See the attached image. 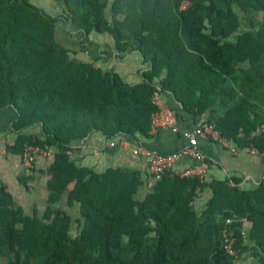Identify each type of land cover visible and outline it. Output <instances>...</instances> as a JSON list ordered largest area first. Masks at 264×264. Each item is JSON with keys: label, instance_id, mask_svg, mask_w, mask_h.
I'll return each instance as SVG.
<instances>
[{"label": "trees", "instance_id": "trees-1", "mask_svg": "<svg viewBox=\"0 0 264 264\" xmlns=\"http://www.w3.org/2000/svg\"><path fill=\"white\" fill-rule=\"evenodd\" d=\"M49 1L61 15L0 0V112L17 113L6 153L21 158L27 191L46 178L41 209L20 204L0 179V264H239L245 255L264 264V183L245 190L237 179L168 171L140 200V171L97 173L70 156L94 132L149 138L156 92L195 116L208 112L206 123L236 149L264 153V0ZM63 19L85 38L110 35L121 60L139 52L150 65L143 81L130 85L78 59L58 40ZM29 148L53 154L47 169L36 155L24 165ZM205 189L212 197L197 210Z\"/></svg>", "mask_w": 264, "mask_h": 264}, {"label": "crops", "instance_id": "crops-1", "mask_svg": "<svg viewBox=\"0 0 264 264\" xmlns=\"http://www.w3.org/2000/svg\"><path fill=\"white\" fill-rule=\"evenodd\" d=\"M72 30L74 29L68 25L67 31L60 30L57 37L64 46L77 52L78 59L93 63L104 71L116 73L130 85H137L143 81L141 73L149 70L150 65L144 63L139 52L129 53L121 60L118 58L114 40L110 35L92 34L89 38H85L84 35ZM158 93L163 105L175 113L178 133L169 129L152 128L149 138L140 137L137 140L121 136L114 140H107L100 133L94 132L86 140L73 145V150L70 153L72 160L79 166L87 167L97 173H102L111 167L140 171L144 186L140 189L138 198L143 200L151 193L154 181L147 170L146 158L140 148L165 155L178 153L189 145L183 134L195 133L201 124L206 123L209 119L208 112L203 116H195L184 111L172 93ZM16 118L17 113L12 107L0 112V179L8 184L14 197V191L19 194L26 193L29 197H33L35 193L37 197L42 196L46 178L36 179L31 183L30 190L27 191L19 185L17 179L23 168L21 158L6 153V146L11 144L16 137V134L11 130ZM30 132L36 133L37 130L33 129ZM198 149L205 161L208 162L205 182L237 179L240 181L239 186L245 190L256 189L264 183V153L250 149L238 150L227 140L223 142L202 137L198 138ZM35 161L37 169L45 170L52 163L53 154L49 157L40 155ZM200 165L201 162L196 158L182 155L172 165L170 171L182 172L188 168L200 167ZM211 197V190L199 191L194 201L195 208L202 210ZM245 222V230L249 231L252 225L246 220ZM246 257L251 258L248 255L243 258ZM251 259L254 261L253 258Z\"/></svg>", "mask_w": 264, "mask_h": 264}, {"label": "built area", "instance_id": "built-area-1", "mask_svg": "<svg viewBox=\"0 0 264 264\" xmlns=\"http://www.w3.org/2000/svg\"><path fill=\"white\" fill-rule=\"evenodd\" d=\"M153 103L158 106L159 111L152 117V128H162L172 130L174 133H178L176 115L173 111L166 108L159 96V93L156 92L153 96ZM189 142V145L182 151L178 153H173L170 155L160 154L157 152H152L140 148L141 152L146 158L147 170L153 180H160L163 175L170 171L172 165L182 156L189 155L201 162L200 167L197 168H188L182 172H175L178 176L182 178H191L198 177L200 180L205 181V174L208 169V163L205 161L202 154L198 149V138H212L214 140L225 141L220 137V134L215 130L213 125L208 123L201 124L200 128L195 132H187L183 134ZM41 153L44 156H50L48 152H42L39 149L29 148L24 154V165L26 167L31 166V160L34 159L35 155ZM231 221L228 220L227 223ZM225 250L231 256H236V251L234 250L235 238L231 233L225 231Z\"/></svg>", "mask_w": 264, "mask_h": 264}, {"label": "rangeland", "instance_id": "rangeland-1", "mask_svg": "<svg viewBox=\"0 0 264 264\" xmlns=\"http://www.w3.org/2000/svg\"><path fill=\"white\" fill-rule=\"evenodd\" d=\"M31 2L36 4V5H38L39 7H45L48 12L55 13L57 15H61L62 14V10H60L56 6H54L53 3H51V1H49V0H34V1L31 0ZM245 21L247 22V25L249 26L248 18H245ZM66 22L67 21H65L63 19L62 23H61L62 24L61 26H64V27H66L68 29V25H67ZM72 31H76V30L74 29ZM42 156H44V155H42ZM37 157L38 156L36 155V158ZM14 193H15V198L19 201V203H22V205H24L27 209H30L33 206L34 203L37 204L40 209L43 207V202H42L43 195L42 196L39 195L37 197V194L35 193L33 195V197H29V195H27L26 193L19 194L16 191H14ZM37 193L39 194L40 192H37ZM239 264H253V261H252L251 258H247L246 257L245 259L243 258L242 261L239 262Z\"/></svg>", "mask_w": 264, "mask_h": 264}]
</instances>
